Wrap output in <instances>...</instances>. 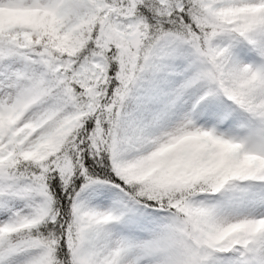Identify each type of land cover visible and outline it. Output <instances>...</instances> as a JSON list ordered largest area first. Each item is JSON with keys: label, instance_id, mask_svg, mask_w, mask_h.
Instances as JSON below:
<instances>
[{"label": "snow or ice", "instance_id": "1", "mask_svg": "<svg viewBox=\"0 0 264 264\" xmlns=\"http://www.w3.org/2000/svg\"><path fill=\"white\" fill-rule=\"evenodd\" d=\"M0 264H264V0H0Z\"/></svg>", "mask_w": 264, "mask_h": 264}]
</instances>
